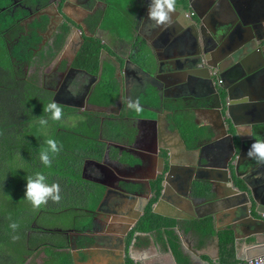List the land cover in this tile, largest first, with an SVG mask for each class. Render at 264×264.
<instances>
[{
    "label": "crops",
    "instance_id": "crops-1",
    "mask_svg": "<svg viewBox=\"0 0 264 264\" xmlns=\"http://www.w3.org/2000/svg\"><path fill=\"white\" fill-rule=\"evenodd\" d=\"M176 1L171 26L158 27L148 20L150 0H26L32 13L27 31L32 42L38 37L33 42L37 49L30 45L28 52L38 56L43 36H52L55 48L60 31L69 27L51 66L35 63L45 68L54 101L62 104L56 97L63 89L73 100L62 105L76 108L74 99L88 90L82 105L87 110H82L98 115L106 152L112 149L119 157L137 160L135 165L123 163L128 182L137 181L124 190L102 187V193L95 192L74 211L45 213L48 220L39 223L36 234L28 233L29 240L40 239L41 244H34L40 246L32 248L24 264H122L128 254L135 264H177L158 232H136L129 246L124 237L150 201L142 184L149 181L152 187L160 177L163 157L176 171L166 198L159 194L153 211L175 221L184 252L190 244L199 253H185L192 264H215L220 258L218 233L227 229L234 232L238 260L264 256V233L255 234L256 224L242 219L244 212L233 206L241 198L227 182L231 176L243 191L264 200V164L246 155L252 134L264 137V0ZM38 8H43L41 17ZM46 13L53 16L44 27L40 24ZM84 38L103 46L96 71L86 70L87 64L74 67ZM206 41L207 56L213 50L215 60H210L225 87L216 86L220 100H229L226 88L237 82L240 88H232V96L249 99L248 107L235 112L236 119L220 115L214 85L192 68ZM69 80L68 87L64 82ZM137 100L139 112L128 106ZM113 122L122 127L119 139L107 138V130L114 132ZM140 189L144 197L135 195ZM77 212L81 214L73 217ZM62 215L70 220L46 224Z\"/></svg>",
    "mask_w": 264,
    "mask_h": 264
},
{
    "label": "trees",
    "instance_id": "trees-1",
    "mask_svg": "<svg viewBox=\"0 0 264 264\" xmlns=\"http://www.w3.org/2000/svg\"><path fill=\"white\" fill-rule=\"evenodd\" d=\"M47 23L48 18L45 16L40 25L45 27ZM34 24L39 25L37 22ZM30 27L34 28V26ZM33 31L32 34L37 33ZM9 32L21 33L23 27L17 24L0 25V34ZM68 33L69 27L64 26L58 35L56 47L54 49L49 47L47 50L42 47L38 56L34 52L27 51L22 57L20 52L23 45L20 42V46L14 49L13 58L11 57L7 62L0 60V264H24L25 256L32 254L34 250L32 248L40 246L34 245L39 243L40 239H28L30 231L36 234L40 217L47 212L58 213L68 209L74 211L77 206L88 203L87 198L95 189L91 181L83 177L82 165L92 156L94 160L99 161L105 150L98 115L84 112L82 116H79L78 122L84 123L80 133H74L76 125L65 123L66 117L73 111L72 108L60 104L63 110L62 118L59 121L51 120L50 113L44 112L43 109L48 103L54 101V94L41 88L37 83L40 66L37 65L36 71L29 77L27 72L24 75L19 70V67L23 69L19 64L21 61H26L31 66H35L37 61H43V66L50 64L63 46ZM35 38L38 39L36 36ZM36 39L35 42L33 40L34 43L37 42ZM33 42L30 45L34 47ZM2 45L9 55L7 44ZM35 47L37 49V46ZM102 48L99 40L84 38V44L73 62L74 67L87 64L86 70L96 71L99 67V53ZM41 118L48 120L47 126L40 125ZM109 130L106 134L109 139L121 133L120 128H115L113 133L108 132ZM49 138L54 139L61 149L58 154L52 156L50 168L43 165L39 158L40 151L47 147L45 141ZM116 157L114 153L112 158ZM119 161L132 165L135 160L124 155ZM36 172L46 176L47 184H59L61 196L59 203L49 200L46 205L34 209L24 199L26 180L29 176H34ZM161 181L160 177L154 182V187H158L156 196L149 202L142 219L129 234L127 245L131 244L136 232H158L178 264H192L189 255H186L182 249L180 238L175 230V221L161 218L153 211V205L160 194ZM98 192L102 193V188H99ZM83 210L86 211L85 208ZM11 223H17L18 228L13 230L10 227ZM14 236L19 238L14 240ZM218 236L220 258L215 264H239L236 257L234 232L227 229L220 231ZM128 262L133 263L132 260Z\"/></svg>",
    "mask_w": 264,
    "mask_h": 264
},
{
    "label": "flooded vegetation",
    "instance_id": "flooded-vegetation-1",
    "mask_svg": "<svg viewBox=\"0 0 264 264\" xmlns=\"http://www.w3.org/2000/svg\"><path fill=\"white\" fill-rule=\"evenodd\" d=\"M25 2H26V0H0V22H1L0 25L5 23V24H10V25L17 24V25L23 26V32H21L18 35V37H17V39L15 41L13 40V43H12L10 37H9L10 33H13V32H9L7 34H0V43H1V39L3 38L4 41L2 42V44H7V46H8V42L13 44L12 46H8V48H9V57L10 58L12 57L13 46L15 44H19L22 41L21 39L24 38L23 41H22V43H24V47H23V49L20 52V53H22L21 54L22 57L25 56V53H27V51L29 50L30 44L32 43L33 35H31V33H29L27 31L28 30L27 22L30 21V17H31L32 13L30 12L27 15L25 14V12H28V10H29L27 8ZM18 9L22 10L21 13H16V11ZM37 10H36V14H38V16L41 17L40 15H42L41 12L43 11V8H38ZM8 13H10V17L6 16ZM43 13H44V11H43ZM52 39H53L52 36L50 38L48 36H43V39H41L39 44L41 45V47L45 48V50H47L49 47H51L53 49L54 48V39L53 40ZM35 52H37V51H35ZM37 64L35 66H31L28 62H26V69L25 70H27L28 77L30 75H32L34 73V71H36V68L38 67ZM43 69L45 71V68H41V66H40V70H39V74H38L39 75V82L40 83L42 82L43 85H45L46 87L51 89L49 87V84L47 83V82L50 83V80H48V79L45 80L44 76H45L46 72L43 73L42 72ZM69 76H71V74H69ZM70 81L71 80H69L68 83L64 82V84L69 86L70 85ZM75 81L76 80L74 79L72 85L75 83ZM87 93H88V90L85 91L83 95H79L77 99H74V101H73L74 103L73 104L77 106L76 110L78 109L79 111H83L82 110L83 109L82 105L84 104L83 101H85L84 99H85ZM56 100L57 101L59 100L62 104H64L66 102H69V101L73 100V98L71 97V95L70 96L66 95V93H64L63 89H61L58 92ZM88 111H85V112H88ZM88 113H91V112H88ZM124 155L125 154H123L122 156H124ZM89 160H91V161L86 163L88 166H85L86 167L85 177L88 178L89 180H91L90 183L95 187L94 193L92 191L93 194H95V192L98 191V188H102V187H104V188L105 187L106 188L107 187H114L116 189L119 188V190H124V188H123L124 186H126V187L130 186L131 187V185L135 184V182L137 181L135 179V181H133V182H128L131 179H128L125 176V175H127V173H125V168H124L125 164H123L121 162H117L115 159H113L112 157H109L108 155H107V158L105 159V165H103V166H98L97 164H95L96 161H94L93 158L89 159ZM136 162H137V160H135L134 165L136 164ZM87 173L89 175H87ZM130 175H132V174L130 173ZM160 177H158L157 180ZM157 180H154V181L151 182L152 183V187L154 188L152 191H150L148 188L146 189L147 192L150 195H153L154 197H155V187H154L153 184ZM113 181L120 182L121 183L120 187H119V185L116 186L115 182L112 183ZM122 181H125V182L122 183ZM126 181H127V183H126ZM143 183H144V181H143ZM142 190H143V187H142ZM142 190L140 189V191L138 193H136L135 195L139 196L141 194ZM144 190H145V187H144ZM92 193H90V195H92ZM132 230L130 232H128L126 234V236H124L126 238V240L129 238V234L132 232ZM126 244H127V241H126ZM128 260H131V259H129V254L127 256V259L125 260L126 264H130L128 262ZM132 264H135V263H132Z\"/></svg>",
    "mask_w": 264,
    "mask_h": 264
},
{
    "label": "clouds",
    "instance_id": "clouds-1",
    "mask_svg": "<svg viewBox=\"0 0 264 264\" xmlns=\"http://www.w3.org/2000/svg\"><path fill=\"white\" fill-rule=\"evenodd\" d=\"M175 11H176V0H150V3L148 5V20L154 22V24L158 27L159 26L168 27L171 26V24L173 23L172 16L173 13H175ZM45 16L48 18V21L51 19L49 16H47V14ZM128 106L129 108L135 109L137 112L141 111V108L139 107V100L135 101V103H131V104L129 103ZM43 111L50 113V119L53 121H59L62 118V114H63L62 107L56 101H52L48 103L44 107ZM39 123L41 126H47L48 120L41 118L39 120ZM252 136L254 142L251 144L246 155L248 158L255 160L257 164H264V137H260L255 134H252ZM45 144L47 145V147L41 149L39 158L43 163V165L50 168L52 165V156L58 154L61 149L60 147L57 146V142L51 138L47 139L45 141ZM111 152H113L112 149L110 150V153L106 152L105 150L102 158L99 161L94 159L93 160L101 163L102 165H105V159L107 158V155L109 157L113 156ZM113 159H115L117 162H120L119 160H121V157L117 156V158H113ZM162 189L163 188L161 187V190ZM157 190H155V196ZM150 196H151L150 198L151 201L154 198V196L153 195ZM24 199L30 202L34 209H39L42 205H46L49 200H51L54 203H59L61 199L60 186L58 183H53L51 185L47 184L46 176L41 172H36L34 176H29L26 180ZM9 219H11V217H9ZM18 226L19 225L17 223L10 224V227L13 230L17 229ZM18 238L19 237L17 236L13 237L14 240ZM260 257H264V256H260ZM254 258H258V257H254ZM249 259H253V258H249ZM249 259L239 260L240 262L239 264H243L245 261Z\"/></svg>",
    "mask_w": 264,
    "mask_h": 264
},
{
    "label": "water",
    "instance_id": "water-1",
    "mask_svg": "<svg viewBox=\"0 0 264 264\" xmlns=\"http://www.w3.org/2000/svg\"><path fill=\"white\" fill-rule=\"evenodd\" d=\"M56 11L58 13V9H56ZM192 11H193V9H192ZM46 14L50 18H52V16H53V14H50V13H46ZM50 22L52 23L51 20H50ZM83 43H84V40H83ZM209 44L210 43H207V41H206L205 46L203 47V50L196 53V55L192 59V62H193L192 68L195 71L194 73L196 75L199 74V75L203 76L205 79H207L210 82L209 83L210 85H214L213 91H214L215 96L217 97V99L219 101V104H220V109H221L220 115L222 117H224V114L227 113L229 118L236 119L235 118L236 117L235 112L248 107L249 99L247 96L244 97V95L241 98H235L234 96H232V88L234 89V91H237L240 88V84H239V82H237V83H234V84H232L226 88L228 91L227 94H228L229 100H224V102H222L220 100L221 94L217 90L216 86L218 84L220 86V88L224 89L225 87L221 86L222 82H221V80H219L220 74L216 71L215 67L213 66L214 63L212 64V60H215L213 50L210 53V58L212 60H210V58L207 56V53H209V50H208ZM225 127H226V122H225ZM207 158L208 157L206 156V159ZM161 159L163 160V170H162V172H161L162 174L160 176L162 179L161 187L163 189L160 192V198H161V200H163L166 198L167 190L170 189L169 184L171 182V176L174 175L176 169H174V167L169 164L168 158L163 157ZM89 161H91V160H89ZM89 161H87L85 163H88ZM95 164H97L98 166H103L99 162H96ZM222 168H225V167H222ZM82 174H83V177L86 178L85 177V167H83ZM224 174L227 175V172H225ZM86 179L89 180L88 178H86ZM227 182L232 184L231 187L237 191L238 195L241 198L239 203H235V205H233V206H239V209L244 212L241 215L242 219H248V220H246L247 222L245 221V223H249L251 221V222H253V224H256V225H253L254 229H255V234L264 233V217H263L264 200L250 196V194L247 190L243 191L242 190L243 188H240V186L238 184H235L234 179L231 176L227 179ZM142 185H146L147 188L150 191H152V187H151V184L149 181H145V183ZM247 187L249 188L248 185H247ZM233 189H232V191H233ZM140 197H144V196H140ZM143 208H144V210H143ZM143 208L140 210L141 213L138 214L136 221L133 222V224H134L133 227L129 231L136 228L140 218L143 216L142 214L145 211V207H143ZM241 217L239 218V220L241 219ZM129 231H126V234ZM126 234H125V236H126ZM216 247H217V249H219L218 244H216ZM184 250H185V253L186 252H188L189 254L193 253L197 257H199V255H198L199 253L195 249L190 247V244L188 245L189 251L186 249H184ZM218 255H219V253H218ZM122 264H126L125 259L122 261Z\"/></svg>",
    "mask_w": 264,
    "mask_h": 264
},
{
    "label": "rangeland",
    "instance_id": "rangeland-1",
    "mask_svg": "<svg viewBox=\"0 0 264 264\" xmlns=\"http://www.w3.org/2000/svg\"><path fill=\"white\" fill-rule=\"evenodd\" d=\"M21 9L19 10H17L16 11V13H21ZM28 13H30V10H28V12H25V14L27 15ZM7 17H10V13H8L7 15H6ZM5 27H7V26H5ZM23 27V26H22ZM14 34H17V32H15ZM17 37V35H15V36H11V39L12 40H14L15 38ZM24 39V38H23ZM23 39H22V41H23ZM4 41V39L2 38L1 39V48H0V60H2L3 62H7L9 59H10V57H9V55H8V51L6 52L4 49H3V45H2V42ZM21 41V42H22ZM9 43V42H8ZM22 45H23V47H24V43H22ZM14 52V51H13ZM14 57V55H13V53H12V58ZM20 61V60H19ZM20 65H22V67H23V69H21V67H19V70L25 75L26 74V72H27V70H25L26 69V61H21L20 63H19ZM51 66V63L49 64V67ZM35 72V71H34ZM39 74V73H38ZM38 79H39V75H38ZM40 86H41V83L39 82V80H38V82H37ZM69 87V86H68ZM67 87V88H68ZM47 90H51V89H49V88H47ZM52 91V90H51ZM70 91H72L73 93H75V89H74V87L72 86V88L70 87ZM54 97V96H53ZM87 106H83L82 108H84V109H86L87 110V108H86ZM79 108V107H78ZM73 109V111L69 114V116L68 117H66V121H65V123L67 124V125H72V123H73V120H76V121H78V118H79V116H82V114H83V112L84 111H79L78 109L76 110V108H72ZM89 112V111H88ZM119 123V122H118ZM118 123H113L114 124V127L115 128H120V129H122V127H121V125L120 124H118ZM84 128V123L82 122H80L79 124H78V126H76V130H74V133H80V131L82 130ZM80 129V130H79ZM113 137H115L114 139H119L118 138V135L116 134L115 136H113ZM105 150H106V148H105ZM87 161H89V159L87 160ZM86 161V162H87ZM85 166H88L86 163H84L83 165H82V168L83 167H85ZM85 171H86V167H85ZM87 175H89L88 173H87ZM75 205H77L76 203H74ZM29 205L30 206H32L31 205V203L29 202ZM79 205V204H78ZM77 214H81V212H77V213H74L73 214V217L75 216V215H77ZM45 215H43L42 216V219H40V223H45V221L46 220H48V218H45L44 217ZM63 218V219H62ZM50 219V218H49ZM62 219V220H61ZM67 219H69L70 220V217H64V215H62V216H60V217H55V219H50V221L48 222V223H46V224H51V225H57V224H59V225H61L62 223V221H64V222H66L67 221Z\"/></svg>",
    "mask_w": 264,
    "mask_h": 264
},
{
    "label": "built area",
    "instance_id": "built-area-1",
    "mask_svg": "<svg viewBox=\"0 0 264 264\" xmlns=\"http://www.w3.org/2000/svg\"><path fill=\"white\" fill-rule=\"evenodd\" d=\"M243 264H264V257L249 259L245 261Z\"/></svg>",
    "mask_w": 264,
    "mask_h": 264
}]
</instances>
